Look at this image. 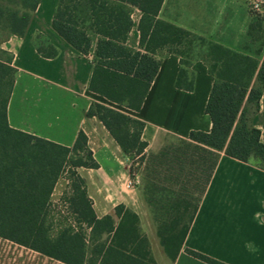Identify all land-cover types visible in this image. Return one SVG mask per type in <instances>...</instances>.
Returning a JSON list of instances; mask_svg holds the SVG:
<instances>
[{
    "label": "crops",
    "instance_id": "obj_1",
    "mask_svg": "<svg viewBox=\"0 0 264 264\" xmlns=\"http://www.w3.org/2000/svg\"><path fill=\"white\" fill-rule=\"evenodd\" d=\"M58 2L41 0L26 35L12 36L2 45L14 56L18 71L8 104L10 127L69 148L83 131L99 167L77 173L97 218L114 215L119 205L136 213L156 264H207L188 250L224 264H264V171L189 139L191 131L208 133L212 128L205 108L213 78L203 61L204 48L196 43L183 58L190 63L185 68L194 82L192 92L175 87L182 69L175 50L181 48L158 49V74L141 110L134 112L89 91L91 58L52 29ZM260 2V15L254 16L248 0H164L157 19L261 62L264 30L249 32L257 21L264 29V0ZM141 18L142 12L133 9L126 41L133 50H140ZM53 49L57 55L48 58ZM92 103L145 123L142 140L148 147L139 173L131 174L128 157L102 123L86 118ZM253 124L264 143V94ZM61 179L51 195V209L63 207L64 195L56 194ZM57 212L64 222L57 230L70 226L77 231L70 209ZM169 235L175 243L172 255L163 243ZM0 264L65 263L0 237Z\"/></svg>",
    "mask_w": 264,
    "mask_h": 264
},
{
    "label": "trees",
    "instance_id": "obj_2",
    "mask_svg": "<svg viewBox=\"0 0 264 264\" xmlns=\"http://www.w3.org/2000/svg\"><path fill=\"white\" fill-rule=\"evenodd\" d=\"M40 1L0 0V237L65 264H156L136 213L119 205L114 215L97 218L85 181L77 173L79 168L99 167L83 131L69 148L9 125L8 104L18 71L14 56L2 45L12 36L26 35ZM163 2L59 0L51 25L74 50L91 58L94 71L89 91L134 112L141 110L158 74L161 61L155 58L156 52L166 46L181 48L175 50L182 61L175 87L193 91L194 82L185 68L190 63L183 58L199 43L213 78L205 108L212 128L208 133L191 131L189 139L264 171V143L253 124L264 94V59L260 62L158 20ZM133 9L142 12L140 50L126 45ZM263 30L259 21L249 28L250 35ZM57 53L53 49L48 58ZM85 116L100 121L123 154L142 165L148 147L142 140L144 122L99 103H92ZM66 172L71 195L65 201L78 229L65 226L53 234L50 198ZM3 179L10 181L3 184ZM173 242L171 235L163 239L170 255ZM187 253L207 264H224L190 250Z\"/></svg>",
    "mask_w": 264,
    "mask_h": 264
},
{
    "label": "rangeland",
    "instance_id": "obj_3",
    "mask_svg": "<svg viewBox=\"0 0 264 264\" xmlns=\"http://www.w3.org/2000/svg\"><path fill=\"white\" fill-rule=\"evenodd\" d=\"M249 7H250V4H249ZM250 10L254 14V16L260 15V12H256V11L252 10L251 7H250ZM128 159H129V163H130V169L133 170L134 174L139 173V169H140L141 165L135 164L138 160L130 159V158H128ZM133 162H134V164H133ZM66 181L69 182V174L67 172L62 176V179L60 181V184L58 186V191H56V194L62 193L64 195V198L67 200L71 194H70V189H69L70 184H67ZM60 210H64V208L63 207L60 208V207L56 206L54 209H51V217H52V222H53L52 223L53 224V229H52L53 234L56 233L58 227L64 225L62 218L56 217L57 213H58L57 211H60Z\"/></svg>",
    "mask_w": 264,
    "mask_h": 264
},
{
    "label": "built area",
    "instance_id": "obj_4",
    "mask_svg": "<svg viewBox=\"0 0 264 264\" xmlns=\"http://www.w3.org/2000/svg\"><path fill=\"white\" fill-rule=\"evenodd\" d=\"M250 7L252 10L256 11V12H260L261 11V2L260 0H248ZM61 204L63 205L64 210H69V204L67 203V201H62Z\"/></svg>",
    "mask_w": 264,
    "mask_h": 264
}]
</instances>
